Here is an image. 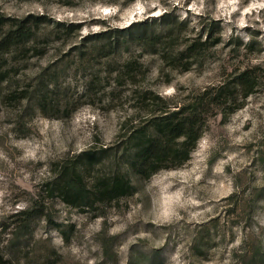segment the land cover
I'll list each match as a JSON object with an SVG mask.
<instances>
[{"label": "rangeland", "instance_id": "1", "mask_svg": "<svg viewBox=\"0 0 264 264\" xmlns=\"http://www.w3.org/2000/svg\"><path fill=\"white\" fill-rule=\"evenodd\" d=\"M167 13L177 25L156 45L122 32L146 21L165 30ZM0 14L53 21L34 43L44 52L9 59L0 82V264H264V0H0ZM107 29L118 31L114 53L91 37ZM245 70L257 85L242 100L233 86ZM222 82L241 107L209 116L185 164L148 180L128 169L119 132L147 112L144 92L175 105ZM87 150L98 161L85 171ZM65 162L84 172L90 193L117 172L134 191L73 208L45 187ZM30 207L29 227L4 233Z\"/></svg>", "mask_w": 264, "mask_h": 264}, {"label": "trees", "instance_id": "2", "mask_svg": "<svg viewBox=\"0 0 264 264\" xmlns=\"http://www.w3.org/2000/svg\"><path fill=\"white\" fill-rule=\"evenodd\" d=\"M134 1L136 0H125V4L129 5ZM170 17L169 13L163 15L162 23L166 26L162 31L154 30L153 23L149 24L146 21L134 23L123 29L122 32L129 38H133L135 35L139 41L156 45L160 43L164 33L170 32L177 25L176 20ZM52 23L53 21L45 15L29 14L25 18L18 19L0 14V82L7 81L10 69L13 68L10 65L6 68L9 59L17 62L26 61L27 53L37 52L39 55L42 51L44 52L43 48H39L34 43L39 33L44 32V29L50 27ZM55 26L66 28V25L62 23H55ZM116 32L118 31L107 29L91 37H95V42H108V47L114 53L119 48V37L115 35ZM210 40L211 36H208L203 42L195 40L181 51V56H178L181 59L184 56L189 59L193 55L192 53L200 50L202 46H207ZM220 41L221 38H217L210 44L214 46ZM40 83L39 78L38 85ZM256 85L255 75L251 71L245 70L237 74L233 88L238 92V97L244 100L254 91ZM231 89L229 83L222 82L206 89L199 97L175 105H169L153 92H144L141 97L144 107L140 112L145 108L147 112H144L143 117L126 119L119 132L122 149L127 157L128 169L141 179L148 180L162 170L174 169L185 164L202 137L209 116L216 114L219 108L221 111L219 113L227 117L241 107L240 105L231 107L235 104V96L237 97ZM36 91H38L39 106L44 109L40 91ZM20 98L23 99L26 96ZM116 149L104 147L102 152L109 154L113 151V154H116L118 152ZM97 155L92 150L83 152V170L87 171L90 166L97 163ZM84 177V172L77 166L71 162H65L57 170L52 171V175L46 179L45 187L50 193L57 192L63 201L73 208L93 206L95 202H113L121 197L131 195L134 191V186L125 172L104 176L101 178L100 184L94 187L92 193L84 183ZM90 195L96 197L97 200L86 202L90 199ZM37 215L36 207L16 213L14 217H18L17 220L11 226L5 227L4 233L12 227L11 234L17 236L18 231L27 229L30 221ZM246 264L261 263L250 261Z\"/></svg>", "mask_w": 264, "mask_h": 264}]
</instances>
